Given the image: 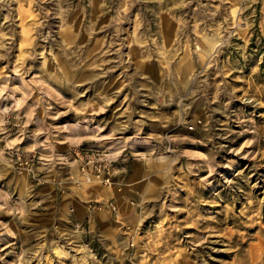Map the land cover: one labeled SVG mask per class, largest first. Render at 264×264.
<instances>
[{"label": "rangeland", "instance_id": "obj_1", "mask_svg": "<svg viewBox=\"0 0 264 264\" xmlns=\"http://www.w3.org/2000/svg\"><path fill=\"white\" fill-rule=\"evenodd\" d=\"M0 264H264V0H0Z\"/></svg>", "mask_w": 264, "mask_h": 264}, {"label": "built area", "instance_id": "obj_2", "mask_svg": "<svg viewBox=\"0 0 264 264\" xmlns=\"http://www.w3.org/2000/svg\"><path fill=\"white\" fill-rule=\"evenodd\" d=\"M245 27H246V25L241 26V28H245ZM189 130H193V127L190 126V127H189ZM100 172H101V169H100V168H96V174H97V177L100 176V175H99ZM102 181L105 182V183H109V179H108V178L102 179ZM112 209H115V207L112 206Z\"/></svg>", "mask_w": 264, "mask_h": 264}, {"label": "crops", "instance_id": "obj_3", "mask_svg": "<svg viewBox=\"0 0 264 264\" xmlns=\"http://www.w3.org/2000/svg\"><path fill=\"white\" fill-rule=\"evenodd\" d=\"M113 194L116 195L115 192H113Z\"/></svg>", "mask_w": 264, "mask_h": 264}]
</instances>
